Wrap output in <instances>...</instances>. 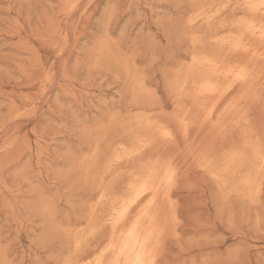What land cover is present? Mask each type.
<instances>
[{"label":"rangeland","instance_id":"1","mask_svg":"<svg viewBox=\"0 0 264 264\" xmlns=\"http://www.w3.org/2000/svg\"><path fill=\"white\" fill-rule=\"evenodd\" d=\"M245 3L0 0V264H121L140 209L114 227L113 208L153 168L157 264H264V19Z\"/></svg>","mask_w":264,"mask_h":264},{"label":"snow or ice","instance_id":"2","mask_svg":"<svg viewBox=\"0 0 264 264\" xmlns=\"http://www.w3.org/2000/svg\"><path fill=\"white\" fill-rule=\"evenodd\" d=\"M244 7L252 12L260 13L262 19H264V0H246ZM261 38L264 39V32H262ZM237 79L247 80V71L245 69H240L237 73ZM177 119L180 120L181 125L185 123L184 120L179 118L178 114ZM262 155H264V153H262ZM174 175V170L169 166L164 179L161 180V184H170ZM157 190L158 185L155 183L153 172L149 170L145 175L137 176L136 182L128 185L126 195L122 198L121 202L113 208L114 215L111 218V223H113L114 226L119 224L122 220H125L126 217L130 219L129 209L132 208V205L135 204L136 207L140 209L139 214L136 216V220L131 224V227H128L126 232L121 233L122 240L119 246L120 254L122 255L126 251L134 253V255L130 254L126 264H157L156 255L158 254L157 250L159 247L158 237H156V246L151 249L148 247L149 241L155 237V230L145 235L143 242H141L139 234L140 222L142 220L150 221L153 219L152 205ZM145 193H148L149 195L146 196ZM141 197H144V200H141ZM137 201H140V203L137 204ZM141 205H143V207H141ZM132 211L135 212L136 209L132 208ZM109 248L114 249L115 245L110 244ZM98 264H100L99 261ZM114 264H119V260L117 259ZM217 264H228V262H217Z\"/></svg>","mask_w":264,"mask_h":264},{"label":"bare ground","instance_id":"3","mask_svg":"<svg viewBox=\"0 0 264 264\" xmlns=\"http://www.w3.org/2000/svg\"><path fill=\"white\" fill-rule=\"evenodd\" d=\"M229 3V2H228ZM223 6V5H222ZM247 26V25H246ZM249 26V25H248ZM249 29H251V28H249ZM259 29V28H258ZM255 30H257V28L255 29ZM254 30V31H255ZM260 31V30H259ZM262 32L263 31H261V33L260 34H262ZM236 42V41H235ZM233 46H234V44H233ZM236 46V45H235ZM237 49V48H236ZM246 49V48H245ZM246 51V50H245ZM193 58V57H192ZM196 63L197 64H199V66L200 65H203V66H209V65H213V64H215L216 65V63H215V61L214 60H212V59H208V58H203V59H200V60H196ZM258 63V62H257ZM190 64V63H189ZM217 67H218V64H217ZM217 67L215 66V69H217ZM190 68V67H189ZM191 68H192V65H191ZM259 68H260V66H259ZM214 68H212V70H213ZM262 71L263 70H261V73H262ZM216 72V71H215ZM187 73H189V72H187ZM214 73V72H213ZM191 74V73H190ZM190 74H188L187 75V77H186V80H184L185 82H187V80H189V78L191 77L190 76ZM216 74V73H215ZM237 74V73H236ZM218 75V74H217ZM212 76V75H211ZM216 76V75H215ZM236 76V75H235ZM250 76V75H249ZM234 77V76H233ZM250 78V77H249ZM254 78V77H253ZM183 79H185V77L183 78ZM252 79V78H251ZM239 80V79H238ZM238 80H237V82H238ZM256 80V79H255ZM246 81V80H245ZM194 82V81H193ZM215 83H217V82H215ZM255 83V82H254ZM203 84V85H202ZM202 84H200V85H202V86H204V87H206L205 89H207V90H209V91H211V90H213V88L214 87H216L217 85H215V84H213V81L209 78L208 80H205V81H202ZM235 84V83H234ZM184 85V84H183ZM182 85V86H183ZM201 88V87H200ZM202 89V88H201ZM200 89V90H201ZM205 89H204V91H205ZM206 90V91H207ZM202 92H203V90H202ZM215 92V91H214ZM208 93V92H207ZM223 93H225V92H223ZM210 93H208V95H209ZM254 97V96H253ZM227 105V104H226ZM230 105H232V104H230ZM241 109V108H240ZM190 110V109H189ZM244 113V112H243ZM186 114V113H185ZM226 115V114H225ZM222 117V116H221ZM227 119V118H226ZM220 120V119H219ZM235 122V121H234ZM233 123V122H232ZM164 129V128H163ZM186 129V128H185ZM250 132V131H249ZM165 133V132H164ZM185 134V133H184ZM168 137V136H167ZM164 138H165V136H164ZM171 140V139H170ZM209 142V141H208ZM202 143V142H201ZM147 145H149V144H147ZM254 147V146H253ZM253 150H255V149H253ZM255 154V153H254ZM258 155V154H257ZM255 156H256V154H255ZM254 156V157H255ZM259 164L260 165H258V167L260 166L261 168L262 167H264V155H260L259 156ZM255 161H256V159H255ZM258 161V160H257ZM168 165V164H167ZM170 165V164H169ZM163 167V166H162ZM166 167H169V166H166ZM172 167V166H171ZM256 167V166H255ZM165 168V167H164ZM260 168V169H261ZM169 169V168H168ZM258 169V168H257ZM152 172H153V177H154V179H155V173H157V171L153 168L152 170H151ZM165 172L164 173H166L168 170H166V168H165V170H164ZM254 172H255V168H254ZM256 174V173H255ZM256 175H258V172H257V174ZM248 177V176H247ZM253 178V177H252ZM164 179V178H163ZM248 179V178H247ZM251 179V178H250ZM263 179V178H262ZM245 180V179H244ZM252 180H248L247 181V183H248V185L250 186V184L251 183H253V182H251ZM166 184H168V183H166ZM254 185V184H253ZM169 186V185H168ZM167 185L165 186V187H168ZM171 186H173V185H171ZM171 189V188H170ZM248 189H250V188H248ZM167 192V191H166ZM261 192V191H260ZM118 197V196H117ZM168 201V200H167ZM171 205V204H170ZM96 206V205H95ZM153 220V219H152ZM149 221V220H148ZM154 222V221H153ZM152 222V223H153ZM148 223V222H147ZM113 224V223H112ZM114 226V225H113ZM116 226H118V224H116L114 227H116ZM150 226H151V224H150ZM152 226H153V224H152ZM151 226V227H152ZM147 227H148V225H147ZM160 227V226H159ZM145 228H146V226H145ZM150 227H148V229H149ZM140 229H142V228H140ZM157 229V228H156ZM154 230V228H151V229H149L147 232H146V230H145V232L146 233H144L143 231H140L139 230V234H140V238H141V242H143V240H144V237H145V235H147L149 232H151V231H153ZM113 231V230H112ZM114 231H115V228H114ZM162 231V230H161ZM114 233V232H113ZM113 236V235H112ZM121 240L122 239H120V240H118L117 241V243L116 244H114L115 245V248H117L118 249V251H119V253H120V243H121ZM152 240L153 239H151L150 241H149V245H151V242H152ZM154 244V243H153ZM149 245H148V247H149ZM155 245V244H154ZM150 248H153L152 246H150ZM130 254H133L134 255V253H130L129 251H126V252H124L123 253V262L121 263V264H126V261L128 260V258H129V256H130ZM117 257V256H116ZM95 258V257H94ZM98 260H100V259H98ZM100 261H102V260H100ZM96 262V261H95ZM98 263V262H97ZM86 264V263H85Z\"/></svg>","mask_w":264,"mask_h":264}]
</instances>
